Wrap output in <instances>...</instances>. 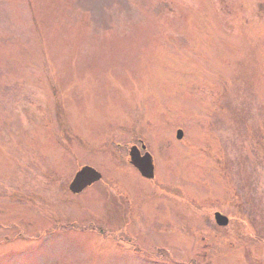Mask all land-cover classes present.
Instances as JSON below:
<instances>
[{
  "label": "rangeland",
  "instance_id": "1",
  "mask_svg": "<svg viewBox=\"0 0 264 264\" xmlns=\"http://www.w3.org/2000/svg\"><path fill=\"white\" fill-rule=\"evenodd\" d=\"M0 264H264V0H0Z\"/></svg>",
  "mask_w": 264,
  "mask_h": 264
},
{
  "label": "water",
  "instance_id": "2",
  "mask_svg": "<svg viewBox=\"0 0 264 264\" xmlns=\"http://www.w3.org/2000/svg\"><path fill=\"white\" fill-rule=\"evenodd\" d=\"M182 134L183 131L179 130L178 137H181ZM143 148H146L145 144H143ZM130 154L132 157V162L139 168L143 175L148 177L154 176L155 165L153 162V156L149 151L142 154L138 146L135 145L131 148ZM100 177L101 174L98 170L94 169L92 166L86 165L77 172L70 184V188L73 192H80ZM216 215L218 219L223 218V223L228 222L227 217L222 215L221 212H217Z\"/></svg>",
  "mask_w": 264,
  "mask_h": 264
},
{
  "label": "bare ground",
  "instance_id": "3",
  "mask_svg": "<svg viewBox=\"0 0 264 264\" xmlns=\"http://www.w3.org/2000/svg\"><path fill=\"white\" fill-rule=\"evenodd\" d=\"M85 166H86V165H85ZM89 166H90V165H89ZM82 168H83V167H82ZM82 168H81V169H82ZM81 169H80V170H81ZM76 174H77V173H76ZM74 177H75V176H74Z\"/></svg>",
  "mask_w": 264,
  "mask_h": 264
}]
</instances>
